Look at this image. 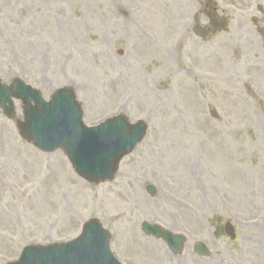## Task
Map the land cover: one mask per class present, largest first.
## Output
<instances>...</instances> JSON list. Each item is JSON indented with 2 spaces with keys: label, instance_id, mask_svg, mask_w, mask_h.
Returning a JSON list of instances; mask_svg holds the SVG:
<instances>
[{
  "label": "rangeland",
  "instance_id": "rangeland-1",
  "mask_svg": "<svg viewBox=\"0 0 264 264\" xmlns=\"http://www.w3.org/2000/svg\"><path fill=\"white\" fill-rule=\"evenodd\" d=\"M259 8L264 0H0L3 84L19 78L46 100L71 87L87 126L123 114L149 128L115 179L95 185L63 151L44 153L21 138L20 102L13 119L0 110V264L31 244L70 242L90 219L111 233L123 264H264ZM205 9L231 25L202 41L192 27L206 22ZM244 13L263 23L254 28ZM138 81L143 88L129 87ZM56 169L68 177L45 181L42 200ZM144 222L185 235L184 253L144 235ZM198 242L211 257L195 254Z\"/></svg>",
  "mask_w": 264,
  "mask_h": 264
},
{
  "label": "water",
  "instance_id": "water-1",
  "mask_svg": "<svg viewBox=\"0 0 264 264\" xmlns=\"http://www.w3.org/2000/svg\"><path fill=\"white\" fill-rule=\"evenodd\" d=\"M208 16L213 27L227 28L226 19H217L209 13ZM193 31L201 38L206 37L205 29L199 26ZM13 99H21L25 104L27 121L20 126L22 137L45 152L63 149L75 172L91 183L112 180L121 160L135 149L147 131L144 122L131 125L125 116L107 120L96 128L85 127L81 107L69 87L57 90L51 96V101L45 102L39 91L20 80L14 81L11 87L0 82V106L9 117L13 113ZM212 115L216 117L214 111ZM76 133H80L77 139ZM149 192L152 195L155 193L152 188ZM144 231L162 239L175 255L183 253L186 244L184 237L156 225L144 224ZM226 233L235 240L236 235L230 224L226 226ZM109 240V233L93 220L84 226L82 236L74 242L48 248H26L18 264H120L110 252ZM195 251L200 256H209L207 247L202 243L195 247Z\"/></svg>",
  "mask_w": 264,
  "mask_h": 264
},
{
  "label": "bare ground",
  "instance_id": "bare-ground-1",
  "mask_svg": "<svg viewBox=\"0 0 264 264\" xmlns=\"http://www.w3.org/2000/svg\"><path fill=\"white\" fill-rule=\"evenodd\" d=\"M129 82V81H128ZM140 81H138V82H136V83H132V82H130L129 83V87H138V88H143V86L142 85H140ZM165 97H167V96H165ZM169 102H172V100H169ZM189 149V143L188 142H186V143H184V148H182L180 151H187ZM182 153V152H181ZM186 156H189V154H186ZM68 176H65V177H62V176H60V172H59V170L58 169H56V170H54L48 177H46L45 178V180H44V182H43V184H42V186H41V190H44L45 189V185H46V183H45V181H52V182H55V181H58L59 179H61V178H67ZM2 185H1V183H0V187H1ZM43 197L42 198H40V199H45V190H44V193L43 194H41ZM0 220H4L3 219V217L2 216H0ZM169 228H172V227H170V226H168Z\"/></svg>",
  "mask_w": 264,
  "mask_h": 264
},
{
  "label": "flooded vegetation",
  "instance_id": "flooded-vegetation-1",
  "mask_svg": "<svg viewBox=\"0 0 264 264\" xmlns=\"http://www.w3.org/2000/svg\"><path fill=\"white\" fill-rule=\"evenodd\" d=\"M244 20H246L247 21V18H249V21L251 22V24L254 26V28H257V26L258 25H260V24H262L263 22H261V20H259V19H256L255 17H249V14H243L242 16H241ZM206 22H207V20H206ZM248 22V21H247ZM196 23H201V21H197ZM261 27H259L258 28V30L260 29ZM212 29H209V33H210V31H211ZM258 35H260L259 34V32H258Z\"/></svg>",
  "mask_w": 264,
  "mask_h": 264
},
{
  "label": "snow or ice",
  "instance_id": "snow-or-ice-1",
  "mask_svg": "<svg viewBox=\"0 0 264 264\" xmlns=\"http://www.w3.org/2000/svg\"><path fill=\"white\" fill-rule=\"evenodd\" d=\"M80 136V133H76V139Z\"/></svg>",
  "mask_w": 264,
  "mask_h": 264
}]
</instances>
